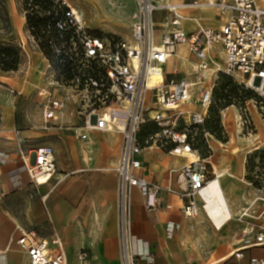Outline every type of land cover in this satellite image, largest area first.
<instances>
[{"label":"built area","instance_id":"2783aa9c","mask_svg":"<svg viewBox=\"0 0 264 264\" xmlns=\"http://www.w3.org/2000/svg\"><path fill=\"white\" fill-rule=\"evenodd\" d=\"M50 1L55 17L47 33L53 30L59 34L58 38L44 41L35 28L28 27L27 18L34 12L41 17L51 12L41 13L32 0H21V13L26 24L25 37L18 46L25 56L30 49L45 56V48L52 52L47 68L51 71L47 73L46 70L43 86L38 90L43 125L49 128L59 121V115L68 108L70 101V94L62 90H70L81 94L82 102L87 101L86 115L80 114L83 120L79 119L85 129L116 131L121 135L122 146L116 166L120 181L119 264H143L132 249V190H140L146 207L155 214L163 189L159 182L145 174L142 154L156 149L179 158H186L190 153L196 155L195 160L188 161L181 170L178 191L167 190L183 201L182 210L186 216L198 214L196 197L201 196L209 182L206 162L199 150L194 149V132L205 123L213 103L215 85L201 89L199 105L204 114L192 115L188 123L178 108L190 98V84L168 80L164 67L179 46H186L192 54L201 57L199 68L207 70L211 62L206 57L207 52L220 47L225 53L223 72L242 89L257 95L255 108L264 118V0H192L177 6V11L171 6H159L156 0H135L130 40L115 34L102 38L85 25L71 0ZM204 7L217 10L225 17L224 24L217 30L200 29L186 33L180 12ZM163 8L171 16L158 27L154 15ZM157 73L163 76V81L151 85L150 78ZM239 118L242 132L252 136L256 125L250 108H241ZM181 120L183 129L179 128ZM149 125L156 129L146 132ZM222 130L225 138L227 130L223 124ZM16 134L21 144L27 143L19 136V130ZM79 137L87 139L86 135ZM31 155L33 162L31 158H23L30 180L41 186L44 184L39 182V177L43 176L48 184L57 172L53 148L38 146ZM257 242L264 245V233ZM16 244L27 254L29 264H69L67 252L57 235L48 240L35 232H20ZM87 256L88 252H83L81 260ZM254 262L260 263L259 260Z\"/></svg>","mask_w":264,"mask_h":264},{"label":"crops","instance_id":"0c3cea01","mask_svg":"<svg viewBox=\"0 0 264 264\" xmlns=\"http://www.w3.org/2000/svg\"><path fill=\"white\" fill-rule=\"evenodd\" d=\"M191 1L160 0L157 3L179 6ZM135 12L133 0L126 22L128 35H123L125 40L131 38L129 27L133 25ZM180 15L182 28L188 34L200 29L217 30L225 20L214 8L205 7L184 9ZM170 16L166 8L160 9L154 15L156 25L161 27ZM25 24L24 18L22 23L16 17V25L11 26L1 41L19 48L25 37ZM180 47L164 71L171 80L183 73L185 78L181 81H186L189 79V73H185L188 59L185 50L184 59L178 56ZM21 55L18 71L0 72V264H29L27 254L16 244L20 232H35L48 240L57 235L69 264H119L120 181L116 166L122 137L118 133L91 131L87 139H81L79 136L86 130L79 127V118L68 112L60 116L69 126L45 128L38 90L48 59L33 49L28 56L23 52ZM191 56L196 58L195 54ZM194 104L197 102L189 104V111ZM154 129V125L147 127V131ZM16 130L27 143L19 142ZM49 135L53 137L49 139ZM43 145L53 148L57 172L48 184L36 186L28 176L23 158H31L33 162L32 152ZM141 159L147 177L159 182L163 189L155 214L146 207L140 190H132V249L143 264H263L264 245L258 244L257 238L264 233V213L259 221L254 217L248 222L253 228L246 226L247 220L241 218H233L224 228H217L196 197L198 214L186 216L183 201L176 194L167 193V190L178 191L181 170L188 163L186 158L153 149L146 150ZM223 162L221 160V164ZM228 172L235 176L231 184H226L233 192L231 206L249 204L247 188L239 180L240 166ZM83 252H88L84 261L81 260Z\"/></svg>","mask_w":264,"mask_h":264},{"label":"rangeland","instance_id":"374dc122","mask_svg":"<svg viewBox=\"0 0 264 264\" xmlns=\"http://www.w3.org/2000/svg\"><path fill=\"white\" fill-rule=\"evenodd\" d=\"M159 1L160 0H156V2ZM7 2H9V4H7ZM71 2L80 11L82 17H84L83 20L86 23V26L91 30H94L100 37L109 38L111 37V34H115L123 38V35H128L127 27L129 24L126 22L129 19L128 13L133 6V0H71ZM166 4L167 3L163 5V3H161L160 6H166ZM16 17L23 23L21 0H0V38H2L4 34H7L13 24L14 26L16 25ZM130 29L132 30V24L129 27V30ZM13 47L16 46L11 43L1 41L0 39V51ZM180 49H184L186 51L188 59L185 64L187 70L185 73H189L187 74L189 79L186 80V82L191 81L190 79L205 76L203 78V83L198 86V90L192 92V96H194L192 104L197 102V105L194 104L190 107V110L193 112L190 114L186 112L189 111V106L186 105H182L180 108L182 116L185 117L188 123H190V117L192 115L201 113L199 105L201 89H209L215 85L213 89L212 109L209 114H207L203 126L199 127V130L194 132V149L199 150L201 156L206 162L209 172V181L216 178L217 171L219 173L227 172L228 170L232 171L236 165L240 166L242 176L240 175L239 180L244 183L247 188L249 194V204L245 205V203L243 206H239V204L237 206L232 205L233 218L234 220L235 218H241L243 221L247 220V224L245 223V225L251 228L253 226L252 224H248V222H252L251 219L253 220L255 218L259 221L261 215L264 213V118L255 108L257 95L253 91H245L242 89L231 76H228L223 72L225 69L224 58H222L221 64H217L221 69L223 68V70L215 72L213 67L209 70L211 65H213V61H211L207 68L208 71L204 72L206 70L202 71L199 68L201 57L195 55L196 58L193 59L191 56L192 54L186 46H181ZM219 51L220 50L218 48H215L212 51V54L218 55ZM217 60L219 61L220 57L216 58L214 61ZM46 64V67L48 68V63ZM47 68L43 70L41 75V87L43 86V79L46 70H48L47 73L51 71ZM1 70L0 66V72H4ZM203 73L205 75H203ZM174 78L176 82H179L185 78V75L181 73L172 77V79ZM167 79L171 80L168 77ZM62 91L70 94V101L67 106L68 108H66L63 112H68L70 116L73 115L76 118L83 120V118L80 117V114L86 115V109L84 107L87 101H85V103L82 102L83 96L81 94H75L70 92V90ZM15 94L18 95L17 93ZM246 106L250 108L252 118L257 127V131H255L252 136L244 134L245 132L243 133L241 127L239 126L240 110ZM154 107L157 106L154 105ZM64 124L65 127L69 126V123L63 122L61 116L59 115V121L54 125L49 126L48 129L53 127H62ZM222 124L227 130L226 139L224 140L219 139L222 131H224L221 129ZM79 127L85 129L83 122H79ZM179 128H184L183 120L180 121ZM85 130L86 131L83 135L86 136L91 131H96L94 129ZM51 137H53V135L48 136L49 139ZM219 141L222 144H220ZM207 142H209L210 147ZM233 147H240L241 152L234 154ZM257 148L258 150H255ZM221 160H224L223 164H221ZM228 173L227 181L224 183L225 188H227L226 184H231L232 182V178L228 176ZM231 194L232 193H230V195ZM204 201L206 203L205 199ZM258 224L262 226L261 223Z\"/></svg>","mask_w":264,"mask_h":264},{"label":"bare ground","instance_id":"6f19581e","mask_svg":"<svg viewBox=\"0 0 264 264\" xmlns=\"http://www.w3.org/2000/svg\"><path fill=\"white\" fill-rule=\"evenodd\" d=\"M166 6H171L172 8H174L177 11V5H166ZM78 12L82 16V14L80 13L79 10H78ZM85 25H86V23H85ZM216 48H219V47H216ZM183 50L184 49H180L179 52L177 53L178 56L182 55L180 57L182 59L185 58V56H183V54H182ZM212 51L207 52V55H206L208 60L213 61V65H211L209 70H211L212 67L214 68L215 72L223 70V68L221 69L217 64L222 63V58H224L225 53H223V51L220 50L218 55L215 54L216 57H220V60L214 61L216 57L213 56ZM224 64H225V61H224ZM207 71H208V69L204 72H207ZM202 79H203V77H197L195 80H193V81L191 80L188 82L190 84V93L191 94H190V98L188 99V101L186 103H184V105L189 106V104L193 102L194 96H192V92L198 90L199 84L201 85L203 83ZM162 81H163V76L159 73L152 75L150 78L151 85L159 84ZM263 92H264V89H263ZM148 104L149 103L147 102V105ZM181 107H182V105L178 108V110H180ZM186 112H188L189 114L191 113V111H186ZM200 114H204V111H201ZM112 133H117V132L113 131ZM233 148H234L233 149L234 154H238L239 152H241L240 147H237V148L233 147ZM255 150H258V148ZM186 158H187L186 159L187 161H194L196 158V155L194 153H190L186 156ZM228 174H229L228 176L230 178L235 177L232 173H228ZM217 175L218 176L215 179L209 181L208 185L202 190L201 196L199 197L200 198L199 200L202 201V203L204 205L203 209L205 210V212H207L206 214L208 215L210 220H212V222L215 224V226L217 228H222L225 224H227L230 220L233 219V210H232V206H231L232 202H230V199H229L230 193H233V192H232V190H230V188L224 187V183L227 181V173L226 172L219 173L217 171ZM39 182L41 184H45V183H47V179H45V177H43V176H40ZM203 198L206 200L207 205H206ZM251 228H253V227H251Z\"/></svg>","mask_w":264,"mask_h":264},{"label":"trees","instance_id":"16d2710c","mask_svg":"<svg viewBox=\"0 0 264 264\" xmlns=\"http://www.w3.org/2000/svg\"><path fill=\"white\" fill-rule=\"evenodd\" d=\"M26 1H29V0H26ZM32 4L34 6H38L40 8L41 13L51 12V14L43 15L41 17L40 14H37L36 12H34L32 15H30L27 18L28 27L35 28V32L38 34H41L43 36L44 41H48L52 38L54 39L58 38L59 34H57L53 30L52 32L47 33L48 31L47 28L49 27V25L54 24V17H55L52 13L54 8L51 4V1L50 0H32ZM21 52L22 51L17 47L1 50L0 51V66L2 69L1 71L12 72V71L19 70L18 68H19V64H20L21 56H22ZM51 53L52 52L49 49L45 48V54L48 59H52ZM245 91H250V90H245ZM211 109H212V106L210 107L209 112L211 111ZM221 137L219 136V139L221 140L226 139V137L224 138L222 136V133H221Z\"/></svg>","mask_w":264,"mask_h":264}]
</instances>
